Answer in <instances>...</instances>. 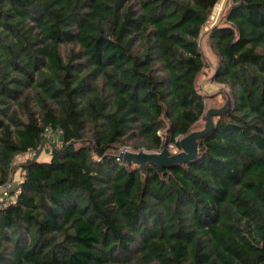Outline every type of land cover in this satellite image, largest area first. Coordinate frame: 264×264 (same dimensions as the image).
<instances>
[{
	"label": "trees",
	"instance_id": "1",
	"mask_svg": "<svg viewBox=\"0 0 264 264\" xmlns=\"http://www.w3.org/2000/svg\"><path fill=\"white\" fill-rule=\"evenodd\" d=\"M219 1L0 0V188L23 174L0 264H264V0L211 30L232 104L198 158L121 155L181 150L206 121L199 40Z\"/></svg>",
	"mask_w": 264,
	"mask_h": 264
},
{
	"label": "rangeland",
	"instance_id": "2",
	"mask_svg": "<svg viewBox=\"0 0 264 264\" xmlns=\"http://www.w3.org/2000/svg\"><path fill=\"white\" fill-rule=\"evenodd\" d=\"M232 4H233V0L219 1V3L216 5L213 11V16H215V19L210 21V23L206 27H204L199 40L200 50L203 52L206 67L199 75L197 86L200 94L203 96L205 100L206 112L210 109H222L223 107H227L228 101L231 100L230 89L223 84L217 83L215 80L218 58L215 55L213 49L211 48L210 35H211V30L215 26L223 23L224 17ZM215 118L214 121L216 120ZM205 124L206 121L202 120L198 124L194 132L204 129ZM160 135L164 136L165 131L161 132ZM182 139L183 138H181V140ZM61 143H62V138L60 137V134L48 135L46 144L41 149L42 151L40 155L42 156L41 157L39 156L38 160L49 161L51 159V154L54 147H59ZM125 149L127 148L125 147L121 151H124ZM169 150L171 149L169 148ZM181 151L182 150L178 149L177 154H179ZM12 176L13 179L16 178L17 182L22 181L21 179L23 177V174L20 170H16V172H14Z\"/></svg>",
	"mask_w": 264,
	"mask_h": 264
},
{
	"label": "water",
	"instance_id": "3",
	"mask_svg": "<svg viewBox=\"0 0 264 264\" xmlns=\"http://www.w3.org/2000/svg\"><path fill=\"white\" fill-rule=\"evenodd\" d=\"M231 104L232 101L229 100L227 107L208 110L205 114L206 124L204 129L192 132L187 137H184L180 141L182 151L179 154L172 155L169 150V144L166 141L161 152H142L139 154L126 152L123 154L124 162L129 164L136 163L144 169L147 164L158 168H168L174 164H183L196 160L199 156V141L213 131L215 127L214 118L225 114L230 109Z\"/></svg>",
	"mask_w": 264,
	"mask_h": 264
},
{
	"label": "built area",
	"instance_id": "4",
	"mask_svg": "<svg viewBox=\"0 0 264 264\" xmlns=\"http://www.w3.org/2000/svg\"><path fill=\"white\" fill-rule=\"evenodd\" d=\"M213 19H215V16H213V13H212L208 24ZM169 148L171 149L170 151H171L172 155L177 154L178 149L174 145H170ZM126 152L133 153L129 148H127L124 151H121V155L123 156V154ZM141 152L148 153L145 150L141 151ZM37 155H38V150L37 151L36 150H29L28 152H26L24 154H19L15 157L13 165L17 166V165H20L22 163H25L26 161L33 160L37 157ZM20 183H21V181L17 182V181L12 180L6 186L2 187V192L0 195V210L3 209L4 207H6L7 205H9L10 203L14 202L15 199L17 198V196L21 193V191L19 189Z\"/></svg>",
	"mask_w": 264,
	"mask_h": 264
},
{
	"label": "crops",
	"instance_id": "5",
	"mask_svg": "<svg viewBox=\"0 0 264 264\" xmlns=\"http://www.w3.org/2000/svg\"><path fill=\"white\" fill-rule=\"evenodd\" d=\"M41 156H42V155H40V157H41ZM46 161H48V160H44V161H42V162H46ZM17 175H18V173H17ZM12 180L17 181L16 178H15V179L12 178ZM1 192H2V188H0V195H1Z\"/></svg>",
	"mask_w": 264,
	"mask_h": 264
}]
</instances>
